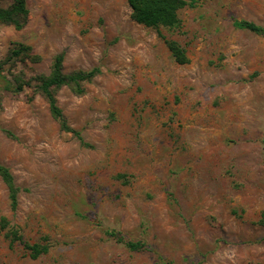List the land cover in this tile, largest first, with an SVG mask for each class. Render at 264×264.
<instances>
[{
	"label": "rangeland",
	"instance_id": "obj_1",
	"mask_svg": "<svg viewBox=\"0 0 264 264\" xmlns=\"http://www.w3.org/2000/svg\"><path fill=\"white\" fill-rule=\"evenodd\" d=\"M185 1L179 29L137 23L127 0H25L22 28L0 24L1 61L18 44L38 57L0 71V163L19 187L11 210L0 179V216L49 247L32 259L0 231V264H264V37L233 25L264 24V0ZM60 53L64 73L99 70L55 92L87 145L35 81L8 88Z\"/></svg>",
	"mask_w": 264,
	"mask_h": 264
},
{
	"label": "trees",
	"instance_id": "obj_2",
	"mask_svg": "<svg viewBox=\"0 0 264 264\" xmlns=\"http://www.w3.org/2000/svg\"><path fill=\"white\" fill-rule=\"evenodd\" d=\"M131 7V18L147 27L152 28H167L179 29L181 22L178 17V10L185 6V0H127ZM28 10L25 6V0H13L8 7L0 6V24L11 25L16 29H20L26 23ZM233 25L239 29H245L257 35L264 37V24H256L252 21L244 19H236ZM167 47L171 51L174 60L178 63L187 61L185 50L174 40H166ZM27 57L32 60L38 59L37 56L31 54V48L22 44H18L9 51L5 60H0V71L3 64H6L13 57ZM63 54H57L51 64V69L48 75H38L28 80L16 78L12 86H8L14 92H20L26 86H31V81H35L34 90L40 93L46 100L50 115L59 124L61 131L70 133L82 145H87L80 132L69 126L66 118L63 116L60 107L57 104L55 92L62 86H68L76 94L83 92V84L89 82L98 72V68L94 67L89 70H78L70 73H64L62 70ZM1 74V72H0ZM0 179L7 188V197L11 210H15L17 206V197L19 187L15 185L13 176L9 169L0 163ZM261 223H264V213L261 216ZM0 231L9 240L10 245L15 242L21 243L23 248L28 252L30 258L35 259L48 251L47 243H29L25 241L20 233L10 226L9 221L0 216ZM106 234L115 238L118 242L132 251H139L145 248V244L141 241H124L122 236L114 230L107 231ZM44 241V237L41 239Z\"/></svg>",
	"mask_w": 264,
	"mask_h": 264
}]
</instances>
